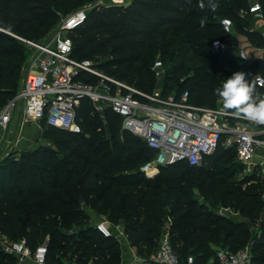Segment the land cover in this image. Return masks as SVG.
Masks as SVG:
<instances>
[{
	"label": "trees",
	"instance_id": "obj_1",
	"mask_svg": "<svg viewBox=\"0 0 264 264\" xmlns=\"http://www.w3.org/2000/svg\"><path fill=\"white\" fill-rule=\"evenodd\" d=\"M258 1L264 15V0ZM93 2L0 0V107L15 96L16 73L23 58V50L15 36L36 41L61 18ZM204 2L206 7L203 10L198 6L199 0H130L126 4L108 3L93 8L88 11L83 25L69 33L72 56L94 61L106 74L146 93H152L159 84L152 70L154 61L159 58L163 68L166 67L160 79L162 95H179L186 90L192 104L213 108L218 99L215 89L241 69L240 60L233 52H212L211 41L221 39L234 45L242 35L252 45L261 48L264 40L258 32L250 31L249 21L238 14L240 10L248 9L250 0H215L218 8L214 12L207 7V0ZM204 17L207 18L206 23L201 27ZM223 17L231 19L239 35L229 36L222 31L219 21ZM217 31L219 35L212 36ZM180 53H183L182 57L176 60ZM257 69L264 75L262 58H257L251 65L253 73ZM245 78L249 83L253 81L247 75ZM169 83L173 84V91L166 92L164 89ZM254 86L261 94V89L255 83ZM75 121L78 132L41 122L44 126L42 137L52 142L59 151L68 153L69 166L66 170L55 167L51 172L40 163H30L25 158L0 161V237L13 242L21 237L35 241L49 235L46 262L60 264L59 256L48 259L49 251L60 254L66 251L68 258L76 257L78 263L88 264L84 256L77 257V253H82L92 256L97 264L108 254L113 256L114 253L109 251L117 243L115 238L100 233L90 237L89 234L96 233L93 227H88L85 232L80 231L78 236L64 234L58 228V216L67 214L76 224L86 223V213L79 204L80 199L85 204L92 202L101 207L100 213L106 214L110 221L128 219L138 209H144L142 222L145 226L141 232L136 234L138 230L127 225L125 229L129 231L127 238H134L132 245L141 242L149 246L160 235L165 215V210L155 200L158 195L164 206H171L170 214L176 216L171 226V245L182 264L187 258L186 255L182 256L184 252L195 254L197 250L210 249L209 243L215 239L221 248L231 250L248 245L251 240L249 231L240 230L234 225L230 229L217 227V223L209 219L213 217L210 213L202 226L200 221L205 215L192 216L195 208L188 203L190 207L185 210L180 200H174L170 194L191 188L192 185L181 184L182 179L190 175L212 178L210 182L204 180L198 184L199 187H219V181L213 178L214 168L209 160L219 151L222 154L219 158L232 156L236 160L233 148H225L220 143L200 166L192 167L184 162L162 166L158 171L167 173L165 177L155 174L146 177L139 170L124 174L126 169L137 165L143 157L145 162L149 161L154 151L142 139L122 129L118 114L106 108L101 116L86 99L81 100L77 107ZM136 145L138 149H135ZM224 167L225 170L230 169L228 162ZM36 171L42 179L40 185ZM173 173L177 175L171 176ZM230 177L223 179L221 185ZM18 185L21 187L18 188ZM112 186L116 188L112 190ZM230 189V194L234 195L235 187ZM138 220L135 219L134 223H138ZM208 227L211 229L208 230ZM83 235L89 243L87 246L82 245ZM27 244L29 246L28 240ZM95 246L99 250L93 248ZM250 249L252 262L264 261V224L258 242ZM215 256L216 252L206 259V253H203L202 260L197 263L194 260V264H218ZM6 258L16 260L0 247V259Z\"/></svg>",
	"mask_w": 264,
	"mask_h": 264
},
{
	"label": "built area",
	"instance_id": "obj_2",
	"mask_svg": "<svg viewBox=\"0 0 264 264\" xmlns=\"http://www.w3.org/2000/svg\"><path fill=\"white\" fill-rule=\"evenodd\" d=\"M108 3L109 0H94L61 18L49 43L15 36L34 49V53L20 90L0 107V145L5 135L12 132L11 124L15 119H21L20 125L41 124L44 121L51 127L78 132L76 109L81 100L86 99L101 116L106 108L118 114L122 129L142 139L154 151V156L139 167V172L146 177L153 176L162 166L178 162L192 167L200 166L220 143L225 148L235 150L236 161L240 164L254 165L253 159L258 156L264 159V125L256 124L252 128L232 124L244 118L235 117L223 107L208 109L194 105L189 101L186 90L179 95L171 93L166 96L157 91L146 93L106 74L94 61L74 58L69 33L83 25L89 10ZM238 14L249 21L250 31L258 32L264 40V28L259 31L252 25V20H258L264 26L259 1L252 0L248 9L240 10ZM219 24L225 34L239 35L231 19L223 17ZM240 36L245 40L242 44L233 45L225 40L213 39L210 49L214 53L233 50L240 60L241 71L253 80L264 95V75L251 71L254 60H264V46L254 47L247 37ZM251 47L257 51L254 56L248 53ZM242 54L247 57H241ZM152 70L157 80L163 78V65L159 59L154 61ZM96 228L105 237L118 241L124 236L122 224L102 221L96 224ZM4 239L0 238L2 250L20 262L32 258L35 264H46V243L39 244L31 253L25 238L13 242ZM215 257L218 264L252 263L249 246L238 250L220 247ZM149 261L154 264H182L167 236L162 237ZM185 264H194L193 257L188 256Z\"/></svg>",
	"mask_w": 264,
	"mask_h": 264
},
{
	"label": "rangeland",
	"instance_id": "obj_3",
	"mask_svg": "<svg viewBox=\"0 0 264 264\" xmlns=\"http://www.w3.org/2000/svg\"><path fill=\"white\" fill-rule=\"evenodd\" d=\"M130 0H109V3L111 4H122L127 3ZM252 1V0H250ZM59 22V21H58ZM58 22L54 26H52L50 29H48L39 39H37L35 42H43V43H49L54 35L55 31L58 25ZM219 32H214L212 36H218ZM17 38V37H16ZM21 49L23 50V58L20 62V66L17 70L16 76H17V84L15 86V94L20 90L23 80L29 70V63L30 59L34 53V49L30 48L27 44L22 42V45L20 43ZM245 40L244 38L241 40H238V43H243ZM254 46V45H253ZM255 47V46H254ZM233 51V50H232ZM231 51V52H232ZM249 55L254 56V53H257V51L249 49L248 51ZM183 53H180L176 60H180ZM159 59V58H158ZM166 64L168 65V58L166 59ZM166 65V66H167ZM240 66V65H239ZM166 67L163 68L164 74ZM242 72V71H241ZM256 73H260L257 69ZM154 87L153 91L161 92L162 84L160 83ZM173 84L169 83L167 88L164 90L166 92H171ZM222 107V102L220 101L219 97L217 99L216 105L213 108L208 109H218ZM206 108V107H204ZM231 111V110H230ZM20 121H17L15 124V127L12 128V132L5 135V138L0 145V161L1 160H21L22 158H25L27 162H35L36 164H41L42 167L48 168L49 171H54L55 167L60 168L61 170H66L68 168V153L59 151L52 142H50L48 139L42 137V133L44 130V126L42 124H35V123H29L25 124L23 127L20 126ZM238 125H245L250 126L252 128H255L256 123L251 122L247 119H243L240 121H233L232 124ZM22 127V129H21ZM135 149H138V146H135ZM221 151H219L215 157H212L209 162L211 163L212 167L214 168V171L212 174H214L213 178H216L219 182L217 183L216 189H206L204 186H198V184H202V182L207 180V182H210L212 178L207 177H199V176H186L184 179H182L181 184L185 183L187 186L192 185L191 188H185L180 189L179 191H172L170 194H172L173 199L177 200L179 199L180 204L184 207L185 210H188L191 204V207L195 208L192 210L191 215H205L202 217V220L200 221V224L203 226L204 219H206V216L208 213L212 214L213 217H209L211 222H216L217 227L223 226L226 229H230L232 225L237 226L240 230H246L251 233V240L248 243L249 247H252V245H255L258 242L259 234L263 228L264 224V162L259 164L260 159L254 158L253 162H256L254 165H243L236 162L234 157L232 156H225L222 158H219L221 156ZM144 157L137 163V165H133L131 168H128L124 171V174H133L139 170V167L143 165ZM228 162V165H230V169L225 170V163ZM139 172V171H138ZM37 173V180H39L38 184H41V178L39 177V172ZM158 176H167V173L164 172H156L154 173ZM177 175L176 174H171ZM231 176L228 180H226L225 184L221 185L220 182H222L223 179H225L228 176ZM145 176V175H144ZM19 186V185H18ZM23 186V184L21 185ZM19 186L18 188H20ZM180 186V185H179ZM221 186H224L221 188ZM232 187H235L236 193L234 195L230 194V191ZM116 187L112 186V190H114ZM113 192V191H111ZM155 192V191H154ZM157 192V190H156ZM111 194V193H110ZM112 195V194H111ZM255 196V197H251ZM241 199V200H240ZM155 200L161 205V207L165 210V215L162 218V224H161V231L160 235L154 240L149 246L144 245L143 243L139 242L136 245H132L134 238H127V234L129 233L128 230L125 229L126 225L127 227H133L137 231L136 234H139L141 230L144 228V223L142 222L144 215L142 214V211L144 209H138L133 216L130 218H117L115 220H109L106 216V214L100 213L101 207L92 204H85L82 199H80L79 204L81 208H83L84 212L86 213V223L84 224H76L75 220L70 217L67 214H61L58 216V228L61 232L64 234H75L78 236L79 232L85 230L88 227H93L96 230V233L89 234L90 237H93L95 234L100 233L99 230L96 228V224L103 220L110 222L111 224H122L124 226V236L122 239L126 238L127 241L125 242L126 245L131 246V252H130V264H154L149 261L150 255L152 253V249L160 244L162 237L167 236L171 243V226L173 224L174 219L176 216H172L170 214L171 206H164V202L162 201L161 196L156 195ZM189 203V204H188ZM120 217V216H119ZM124 217V216H123ZM139 218L138 223H134L135 219ZM184 222L183 224H185ZM199 224V225H200ZM211 228L208 227V230ZM102 234V233H100ZM103 235V234H102ZM104 236V235H103ZM82 237V236H80ZM218 237V234L216 233L215 238ZM3 239V237H0ZM26 238L29 241V248L31 250V253L34 251L35 247L38 246L41 243H46L47 247H49L50 243V236L49 235H43L37 240L33 241L31 238L27 237H21ZM84 238V239H83ZM116 240L117 243L114 245L109 252H113V256L108 254V256H105L104 258L100 259L97 264H121L122 261V254L123 249L121 244L123 243V240ZM5 240V239H4ZM125 240V239H124ZM89 243L85 239V236L82 237V245L87 246ZM1 247V246H0ZM96 250H99L98 246L93 247ZM210 249H200L197 250L195 254L184 252L182 256L186 255V257L191 256L197 263L198 261L202 260L201 254L206 253V259H209L213 257L214 253L218 248H220V245L216 241H211L209 243ZM2 249V248H1ZM127 252L126 250H124ZM64 253L60 254L58 252L49 251L48 259H53L56 256H59L60 258V264H81L77 262V258L69 259L68 255ZM84 256V261L88 262V264H95L93 261L92 256H85L82 253H77V257ZM119 257L116 259L115 257ZM128 260V258H127ZM0 264H35L32 260V258H28L24 262H20L17 258L16 260H10L8 258L6 259H0ZM46 264H51V262H46ZM251 264H264V261L261 263L257 260L252 262Z\"/></svg>",
	"mask_w": 264,
	"mask_h": 264
},
{
	"label": "clouds",
	"instance_id": "obj_4",
	"mask_svg": "<svg viewBox=\"0 0 264 264\" xmlns=\"http://www.w3.org/2000/svg\"><path fill=\"white\" fill-rule=\"evenodd\" d=\"M198 6L203 10L206 7L204 0H199ZM207 7L214 12L218 4L215 0H207ZM206 19V17L201 19V27L206 23ZM241 57L247 56L242 54ZM245 77L244 72L233 73L215 89V94L222 102L223 109L231 110L235 117L264 125V95L258 93L254 82L249 83Z\"/></svg>",
	"mask_w": 264,
	"mask_h": 264
},
{
	"label": "crops",
	"instance_id": "obj_5",
	"mask_svg": "<svg viewBox=\"0 0 264 264\" xmlns=\"http://www.w3.org/2000/svg\"><path fill=\"white\" fill-rule=\"evenodd\" d=\"M252 25L256 28V29H258L259 31L260 30H263V28H264V26H263V22H261V21H258V20H252ZM251 49V51H253V50H255L254 49V47H251L250 48ZM258 55H261V53H259ZM17 121H16V119L12 122V124H11V128H13V127H15V124H17L16 123ZM20 126H24V125H20ZM22 127H21V129H22ZM256 158H258V159H260V163H263L264 162V159L263 158H261V157H256ZM256 163V162H255ZM259 163V164H260ZM103 220H101V221H99V222H102ZM98 222V223H99ZM110 223V222H109ZM125 239V240H124ZM124 239H122L123 240V243L121 244V246H122V249H123V254H122V261H121V264H130L129 262H130V260H129V258H130V252L132 251L131 250V246L129 245H126L125 244V242L127 241V239L126 238H124ZM124 250H126L127 252H125ZM127 258H128V260H127ZM132 261V260H131ZM138 264V263H137Z\"/></svg>",
	"mask_w": 264,
	"mask_h": 264
}]
</instances>
